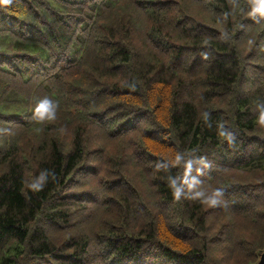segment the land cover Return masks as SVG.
<instances>
[{
  "label": "trees",
  "instance_id": "trees-1",
  "mask_svg": "<svg viewBox=\"0 0 264 264\" xmlns=\"http://www.w3.org/2000/svg\"><path fill=\"white\" fill-rule=\"evenodd\" d=\"M262 104L259 0H0V264H257Z\"/></svg>",
  "mask_w": 264,
  "mask_h": 264
},
{
  "label": "clouds",
  "instance_id": "clouds-1",
  "mask_svg": "<svg viewBox=\"0 0 264 264\" xmlns=\"http://www.w3.org/2000/svg\"><path fill=\"white\" fill-rule=\"evenodd\" d=\"M259 3H260L261 10L264 11V0H259ZM45 103H50V102L45 101ZM260 108H261L260 118L264 120V104L260 105ZM47 175H48L47 172L41 173L40 177L37 179V181L34 184L31 185V187L35 190H39L40 188H42L43 182L46 180ZM215 202H216L215 200L212 201V203H215Z\"/></svg>",
  "mask_w": 264,
  "mask_h": 264
},
{
  "label": "water",
  "instance_id": "water-1",
  "mask_svg": "<svg viewBox=\"0 0 264 264\" xmlns=\"http://www.w3.org/2000/svg\"><path fill=\"white\" fill-rule=\"evenodd\" d=\"M257 264H264V252L262 253V255H261V257H260V259H259Z\"/></svg>",
  "mask_w": 264,
  "mask_h": 264
}]
</instances>
